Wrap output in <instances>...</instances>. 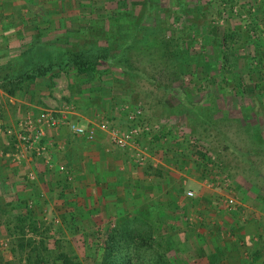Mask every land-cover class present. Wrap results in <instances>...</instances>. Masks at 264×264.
Returning a JSON list of instances; mask_svg holds the SVG:
<instances>
[{
    "label": "rangeland",
    "instance_id": "374dc122",
    "mask_svg": "<svg viewBox=\"0 0 264 264\" xmlns=\"http://www.w3.org/2000/svg\"><path fill=\"white\" fill-rule=\"evenodd\" d=\"M18 1L0 0V8H35L40 13L47 7L43 4L56 10L66 3L64 12L58 9L51 17L57 21L59 16L72 28L48 48H36L32 60L26 58L13 67L15 71L10 70H34L36 62L43 66L68 63L66 68L74 66L75 59L89 64L92 69L78 76L91 96L92 100L84 102L96 110L93 116L108 113L110 119L105 116L102 121L122 131L149 127V132L134 140L135 148H119L126 150L119 158L134 171V182H140L138 188L133 187L136 191H124L121 196L127 201L133 197L137 204L151 201L150 209H161L158 203L163 204L166 223L158 235L169 239L182 256L163 258L162 264H200L190 256L192 251L196 253L190 230H182L185 223L188 229L198 224L187 219V205L178 203L190 198L189 192L191 199L196 195L201 199V193L207 194L206 186L216 185L217 197H212L222 203L227 214L232 210V215H238L243 210L239 203L250 199L252 188L264 190V0H43L33 7L32 2ZM14 74L18 73H9ZM35 74L40 76L41 71ZM64 85L60 83L58 90H65ZM12 88L16 90L7 91ZM19 88L0 86L5 94L0 95V122L4 124V105L18 98ZM136 110L140 114L131 119ZM26 116L31 114L16 118ZM90 126L95 129L93 140L82 139L92 143L100 132L96 125ZM160 131L165 136L154 142ZM129 148L132 151L127 152ZM18 154L24 157L20 163L13 161ZM0 157L20 166L27 154L23 156L13 147L9 154L0 152ZM36 160L49 167L43 159ZM57 169L64 176L63 192L44 191L42 199L38 192L39 205L29 197L17 208L12 206V211L8 209L7 221L0 224V260L5 259V253V264H93L87 241L95 238L92 233L96 231L100 239L105 238L117 224L119 217L101 223L97 230L94 226L85 236L78 225L79 208H63L59 214L54 200L67 204L68 199L77 205L79 195L73 189L71 171L63 165ZM188 174L196 183L184 179ZM37 177L35 170L28 173L32 182ZM162 182L168 189L166 195L164 189L160 191ZM240 188L249 195H243ZM144 207L135 206L128 215H138ZM207 224L203 221L198 232L208 228ZM223 225L226 230L227 224ZM131 227L134 244L139 243L138 235L145 238L149 234L155 239L148 225L137 222L136 230ZM145 248L141 253L149 257L161 253L162 246L146 244Z\"/></svg>",
    "mask_w": 264,
    "mask_h": 264
},
{
    "label": "crops",
    "instance_id": "0c3cea01",
    "mask_svg": "<svg viewBox=\"0 0 264 264\" xmlns=\"http://www.w3.org/2000/svg\"><path fill=\"white\" fill-rule=\"evenodd\" d=\"M25 1L32 2L33 7L40 5L43 0ZM47 3L49 4V2ZM41 6L47 7H44L45 11L40 13L39 9L35 8L29 10L21 7L8 8V6H6L8 9L0 8V21L6 19L3 24L0 23V78L2 79L0 86L6 84L16 85L18 88L23 86L22 90L20 88L17 90L21 93L17 94L16 100L9 99L10 105H4L3 112L7 115H4V122L8 126L13 125L17 116L23 115L25 112L36 118L42 111H52L56 114L63 106H67L72 107L70 114L64 115L68 119L77 121L83 126H97L105 116L110 119V115L105 112V116L100 113L98 117L93 116L96 110L84 102L92 99L88 98L91 96L88 94L87 87L84 86V83L81 84L83 80L78 76L80 73L76 66L65 68L64 65H68V63L61 62L57 64L58 68H54L57 67L56 64L51 63L43 66L42 63L36 62L34 70H21L18 67L17 72H12L16 70L13 67L24 63L26 58L32 60L36 48H48L49 45L54 44L57 38L62 39L65 31L72 28L69 23H63L59 16L57 21L51 17L58 9L60 12H64L66 3L60 4L56 10L46 4ZM75 28L77 27L75 26ZM38 71H41L40 76L35 74ZM9 73L18 74L9 75ZM33 75H35L33 78H28ZM64 82L65 90L59 91L60 83ZM15 90L12 88L7 91ZM0 95L5 96L1 90ZM63 100H66L67 103H61ZM105 105L106 103L102 102V106ZM102 106L97 109L98 112L102 110ZM116 111L117 109H115ZM97 130L101 137L98 136L94 142L89 143L80 137H75L66 125L47 129L46 139L51 144L48 148L51 162L49 167H45L30 153L27 154L26 161L20 166L9 162L7 157H0V224L7 221L8 209L12 211V206L17 208L21 201L27 202L26 198H33L36 205H39V198H35L38 192L40 194L38 197L41 199L45 196L44 191L63 192L61 180L64 176L57 169L59 165L67 167L73 174V189L79 195V202L76 205L72 200L68 201L67 199V204H61L62 200L57 201L56 199L53 201V205L55 209H59L60 212L57 211L59 214H62L63 208H69L68 210H73L74 207L79 208L81 211L78 225L81 226L85 236L94 230V226L97 230L101 223L113 222L114 218L119 217L118 212L128 213L132 209L134 210L135 206L137 208L150 207L151 201L142 200L143 202L137 204L133 197L132 201H127L121 196L124 191H136L133 187L138 188L139 180L134 182L132 179L134 177L132 175H135L134 171L130 172L128 167H125L124 160L119 158V156H124L122 151L126 150L113 146L109 136L104 134V131ZM11 150H13L11 143L5 137H0V152L9 154ZM130 151H132L130 148L127 149V152ZM33 170L38 174L36 182L28 179V173H33ZM126 171L128 172L125 173ZM137 174L140 179L142 173L138 171ZM125 175L126 177H124ZM184 179L196 183L191 174L186 175ZM160 184V191L164 189L163 193L166 195L165 193L168 192V189L165 188L166 183ZM58 185L60 186L55 189V186ZM205 188L207 194L201 193V199H199V195H196L194 199L186 197L183 202L178 203L179 206L187 205V215L189 216L187 219L198 224L197 228L188 229L185 227L187 225L185 223L182 229L186 232L190 230L191 239L194 240L193 249L196 250V253L193 251L190 253L192 261L200 264H209L207 260L218 264H264V190L259 187L252 188L250 199L241 200L242 202L239 203V207L243 210H240L238 215H232L234 212L231 210L232 214L229 215L222 209L224 207L222 203L212 197L217 194L216 185ZM239 190H242L243 195H249V192H245L246 189L240 188ZM210 192L212 195L208 194ZM215 196L217 197V195ZM246 201H248L247 204L243 203ZM158 205L164 209L163 204L161 206L158 203ZM200 215L201 217H199ZM178 218L180 219L179 216ZM203 221L208 223L205 226L208 228H203L198 232ZM224 223L227 224L226 227L229 231L234 232L235 236H231L230 232L225 230ZM181 239L182 237H180V241ZM181 243L183 244L184 240ZM176 252L178 258L174 260L182 256L180 249H177ZM4 257L5 259L0 260V264H5L8 260L5 253ZM239 257L241 260H238Z\"/></svg>",
    "mask_w": 264,
    "mask_h": 264
},
{
    "label": "trees",
    "instance_id": "16d2710c",
    "mask_svg": "<svg viewBox=\"0 0 264 264\" xmlns=\"http://www.w3.org/2000/svg\"><path fill=\"white\" fill-rule=\"evenodd\" d=\"M73 65L77 67L79 73H84L92 69L89 64L76 59ZM34 76L28 78H33ZM163 136H165V133L160 131L158 137H153V141L157 142ZM205 160L210 161L206 157ZM143 211H146V213ZM137 212L139 214L135 216L128 215L127 212H118L119 219L117 220V224L109 230L103 239H100L101 237L98 231L92 233V238H95L88 240L85 246L91 251V255H88V258L93 261V264H157L158 261L160 262L159 264H162L163 258L167 260H170V258L175 259L177 252L170 240H165L158 235L166 223L162 219L165 215L164 212L160 208L150 209L149 206ZM137 222L139 224H145L146 226L148 225L150 232L156 235L154 236L155 239L150 237L149 234L145 238L138 235L139 243L134 244L135 237L132 233L131 226L133 225V229L136 230L134 225ZM146 244L152 247L162 246L161 253L155 252L149 256V259L145 254L143 255L141 253V249H146Z\"/></svg>",
    "mask_w": 264,
    "mask_h": 264
},
{
    "label": "built area",
    "instance_id": "2783aa9c",
    "mask_svg": "<svg viewBox=\"0 0 264 264\" xmlns=\"http://www.w3.org/2000/svg\"><path fill=\"white\" fill-rule=\"evenodd\" d=\"M72 107L63 106V108L56 114L52 111H42L36 118L26 116L19 118L13 125H5L0 122V137H5L15 150L20 151L23 156L25 154H31L36 159H43L47 165H50V158L48 154V148L50 143L47 141L46 132L47 129L66 125L69 131L76 137L84 138L88 141L93 140L95 135L94 127L83 126L77 121L68 119L65 114H70ZM140 111H135L131 116L134 119L138 116ZM97 129H100L107 133L110 139V143L117 148L136 147L135 139L143 133L149 132V127L143 125L141 127H132L130 130L122 131L114 127H110L106 122L100 121L97 125ZM20 154L14 155V160L20 163L22 160ZM141 161V160H140ZM188 196H192V193H188ZM231 204L232 201L230 200Z\"/></svg>",
    "mask_w": 264,
    "mask_h": 264
}]
</instances>
